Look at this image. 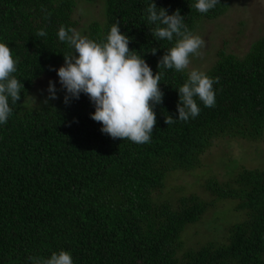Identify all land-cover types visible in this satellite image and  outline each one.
I'll return each mask as SVG.
<instances>
[{
    "label": "trees",
    "instance_id": "trees-1",
    "mask_svg": "<svg viewBox=\"0 0 264 264\" xmlns=\"http://www.w3.org/2000/svg\"><path fill=\"white\" fill-rule=\"evenodd\" d=\"M79 1L89 0H0V42L17 60L14 75L24 87L0 126V264H35L61 250L74 264H264V170L241 169L220 183L205 178L209 201L198 195L164 199L166 184L192 176L216 141L263 137L264 38L241 56L221 49L205 72L216 80L215 106L197 101L198 116L167 125L168 115L177 116L175 89L186 71L157 69L172 44L149 34L148 0H95L99 19L90 21L73 18ZM193 2L155 0L169 14L179 10L193 33L202 20L223 17L232 0H219L207 14ZM114 22L132 38L130 50L143 55L154 73L163 72V101L146 144L102 134L83 94L68 105L62 90L47 104V94L35 96L41 79H57L49 68L61 66L70 51L57 38L61 26L100 41ZM41 29L45 37L37 35ZM153 47L155 55L148 52ZM219 200H232L243 219L221 238L187 247V231L201 225Z\"/></svg>",
    "mask_w": 264,
    "mask_h": 264
},
{
    "label": "clouds",
    "instance_id": "clouds-1",
    "mask_svg": "<svg viewBox=\"0 0 264 264\" xmlns=\"http://www.w3.org/2000/svg\"><path fill=\"white\" fill-rule=\"evenodd\" d=\"M218 3L219 0H194L192 6L198 13L207 14ZM144 19L153 26L149 34L155 41L172 44L157 61V69L186 71V79L175 89L177 116L168 115L165 123L194 119L201 111L197 101L204 107H214L216 80L198 69L189 70L191 58L200 56L205 40L188 29L179 10L169 14L167 9L158 7L155 0H148ZM37 35L45 37L47 33L41 29ZM57 38L70 51L63 55L61 66H50L49 70L55 71L58 79L48 81L43 90L47 94L43 103L58 99L57 93L61 90L65 105L83 94L94 107L89 113L90 119L100 124L102 134L136 144L149 143L156 124L155 108L163 101L164 93L159 87L163 72L154 73L143 55L130 50L132 38L120 31L119 22H114L100 41L64 26L57 31ZM148 52L155 55L157 48ZM16 65L8 44L0 42V126L8 122L12 105L21 100L24 89L21 80L14 75ZM35 264H74V261L71 253L61 250Z\"/></svg>",
    "mask_w": 264,
    "mask_h": 264
},
{
    "label": "rangeland",
    "instance_id": "rangeland-1",
    "mask_svg": "<svg viewBox=\"0 0 264 264\" xmlns=\"http://www.w3.org/2000/svg\"><path fill=\"white\" fill-rule=\"evenodd\" d=\"M94 3L95 0H89L88 3L79 1L73 18L84 15V20L99 19L96 12L100 7ZM202 22L194 34L205 40V47L200 50V56L191 58L189 70L195 68L206 72L217 61L221 49L241 56L256 40L264 38V0H232L223 17ZM51 78H43L37 83L36 97L46 94L43 90L48 81L53 79ZM56 86L58 88L59 84ZM223 163L225 166H222ZM241 169L264 170V135L257 141H216L213 148L201 156L200 166L192 176L184 174L166 184L164 199L169 198L174 202L179 196L198 195L209 201L211 196L204 188V179H215L220 183L227 181L235 171ZM218 202L217 208L213 209L215 212L212 210L207 213L204 222L205 218H201V225L193 226L187 231V236L183 238L187 247H199L206 241L219 239L231 224L243 219L241 212L233 210L235 203L232 200Z\"/></svg>",
    "mask_w": 264,
    "mask_h": 264
}]
</instances>
